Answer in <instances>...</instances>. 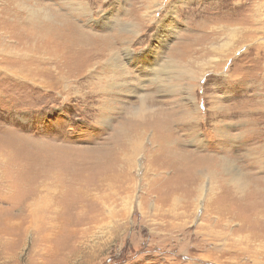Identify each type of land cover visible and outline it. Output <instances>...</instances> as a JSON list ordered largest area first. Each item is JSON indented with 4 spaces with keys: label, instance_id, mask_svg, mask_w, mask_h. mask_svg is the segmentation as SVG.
Segmentation results:
<instances>
[{
    "label": "rangeland",
    "instance_id": "374dc122",
    "mask_svg": "<svg viewBox=\"0 0 264 264\" xmlns=\"http://www.w3.org/2000/svg\"><path fill=\"white\" fill-rule=\"evenodd\" d=\"M148 3L0 0V264H264V0Z\"/></svg>",
    "mask_w": 264,
    "mask_h": 264
},
{
    "label": "bare ground",
    "instance_id": "6f19581e",
    "mask_svg": "<svg viewBox=\"0 0 264 264\" xmlns=\"http://www.w3.org/2000/svg\"><path fill=\"white\" fill-rule=\"evenodd\" d=\"M18 1V0H17ZM22 1V0H21ZM153 3V0H149V3L148 4H152ZM263 8V7H262ZM259 9H260V6H259ZM56 18H63V16H57L56 15ZM19 19V18H18ZM21 19V18H20ZM255 20L258 22L259 21V18H255ZM20 21V20H19ZM52 21V20H51ZM33 27V26H32ZM44 29H45V27H44ZM39 31V30H38ZM240 31H241V33H245L246 32V28H241L240 29ZM252 31V30H251ZM21 32V31H20ZM42 33H43V31H42ZM253 33H256V31H253ZM41 34V33H40ZM40 38V37H39ZM27 39V38H26ZM112 39H116V40H118V41H120L121 42V40H122V38H115V37H110V42H111V44H110V46L107 48V51H106V57L108 58V59H112V61H117V64L119 63V61H118V56H117V49H116V47L114 46V44H113V41H112ZM32 40V39H31ZM27 42V41H26ZM40 42V41H39ZM36 43V42H35ZM104 43V42H103ZM108 43V42H107ZM26 45V44H25ZM37 45L39 46V44L37 43ZM106 44H104V46H105ZM37 47V46H36ZM53 47V46H52ZM26 48V47H25ZM28 48V47H27ZM41 48V47H40ZM82 49V48H81ZM25 50V49H24ZM42 50V49H41ZM37 51H39V50H37ZM68 53H69V51H67ZM82 52V51H81ZM42 53V52H41ZM80 53V52H79ZM26 54V53H25ZM28 55V54H27ZM129 55V59H131L132 57H131V54H128ZM41 56H44V55H42L41 54ZM35 57V56H34ZM76 57V56H75ZM131 57V58H130ZM143 57V56H142ZM142 57H140V58H138V59H136V60H138V62H139V60H141V58ZM147 58V57H146ZM146 58L144 59V60H146ZM135 59V58H134ZM59 60V59H58ZM133 60V59H132ZM25 61V60H24ZM38 63H39V65L41 66V65H49V64H53V60L51 59V57L48 59H46V58H43V57H39L38 58V61H37ZM143 63V62H142ZM148 62H146L145 64H147ZM55 64V63H54ZM96 65V64H95ZM112 65V64H111ZM36 66H37V69H38V72H39V70H40V67L38 66V64H36ZM51 66V65H50ZM119 66V65H118ZM48 71H50V70H47V73H50V72H48ZM55 73H56V71H55ZM74 79V78H73ZM192 79H193V77H192ZM58 80H60V79H58ZM63 80V78H61V80L60 81H62ZM70 81V80H69ZM75 81V80H74ZM100 82H102V81H100ZM79 83V82H78ZM81 83V82H80ZM79 83V84H80ZM80 86V85H79ZM88 86H92V87H90V89L92 90V91H90L89 92V94H92L93 95V93L95 94V93H103V91H101V87H105V85L103 86L102 85V83H96V85H92V83H90V81H89V83H88ZM114 86V85H113ZM85 87V86H84ZM111 87H112V85H111ZM82 89V88H81ZM80 89V90H81ZM191 89V88H190ZM193 89V88H192ZM192 89L190 90V91H192ZM104 95V94H103ZM102 96V95H101ZM118 131V130H117ZM116 131V132H117ZM119 131H120V129H119ZM141 134H143V133H141ZM125 139H128V137L126 136L125 137ZM138 146H135V148L131 151V153H133L134 151H135V153H137V151H138ZM130 153V152H129ZM130 169H131V165H129V167H127L126 168V172L124 173V172H121V174L125 177V178H127V177H129V172H130ZM55 186H53V188H54ZM56 188V187H55ZM9 189V188H8ZM51 191H52V189H51ZM40 192V191H39ZM42 192V191H41ZM51 201V200H50ZM32 203V202H31ZM29 205H30V202H29ZM30 208H31V210L32 211H35V212H37V213H33V215H34V217L36 218V216H38V215H40V218L42 219V220H44V221H46V222H48L49 224L50 223H52V220L50 219V216L52 217V216H54V214H55V208H56V206H55V204L54 203H49V201H46V202H44V203H41V202H35V204H32L31 206H30ZM40 211V212H39ZM47 213H48V215H49V219H48V215H47Z\"/></svg>",
    "mask_w": 264,
    "mask_h": 264
}]
</instances>
